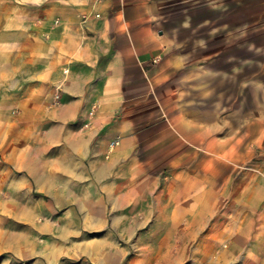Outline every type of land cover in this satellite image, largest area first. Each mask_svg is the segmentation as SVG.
Instances as JSON below:
<instances>
[{"label": "crops", "instance_id": "0c3cea01", "mask_svg": "<svg viewBox=\"0 0 264 264\" xmlns=\"http://www.w3.org/2000/svg\"><path fill=\"white\" fill-rule=\"evenodd\" d=\"M236 4L0 0L7 196L40 191L103 226L132 206L201 263L264 264V94L190 47V22Z\"/></svg>", "mask_w": 264, "mask_h": 264}, {"label": "rangeland", "instance_id": "374dc122", "mask_svg": "<svg viewBox=\"0 0 264 264\" xmlns=\"http://www.w3.org/2000/svg\"><path fill=\"white\" fill-rule=\"evenodd\" d=\"M236 1L235 16L190 22V47L196 48L194 57L201 56L206 72L220 65L230 75L236 69L238 81L252 79L261 95L264 0ZM1 181L0 176V264H210L195 260L200 247L177 232L167 246L166 231L150 230V216L134 213L132 206L119 215H106L105 226L97 225L91 214L77 212L69 218L62 211L50 213L54 198L40 191L35 190L32 201L9 197Z\"/></svg>", "mask_w": 264, "mask_h": 264}, {"label": "built area", "instance_id": "2783aa9c", "mask_svg": "<svg viewBox=\"0 0 264 264\" xmlns=\"http://www.w3.org/2000/svg\"><path fill=\"white\" fill-rule=\"evenodd\" d=\"M59 98V95L57 96ZM118 144V139L111 142V149H113Z\"/></svg>", "mask_w": 264, "mask_h": 264}]
</instances>
